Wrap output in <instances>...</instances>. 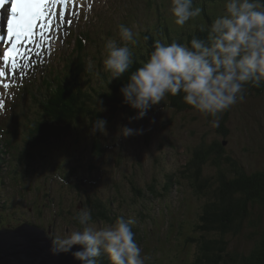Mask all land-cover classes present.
<instances>
[{
  "label": "rangeland",
  "instance_id": "obj_1",
  "mask_svg": "<svg viewBox=\"0 0 264 264\" xmlns=\"http://www.w3.org/2000/svg\"><path fill=\"white\" fill-rule=\"evenodd\" d=\"M130 12L142 18L141 21H136L137 23L155 22V16H150L142 0H133ZM121 18L124 22L130 21L123 12ZM169 21H172L171 28L175 29L177 34L184 33L202 22L200 18H194L183 27H178L173 23V19ZM120 24L118 22L113 24L114 34ZM128 27L133 31L138 30L136 25ZM28 103L29 106L24 109L16 122V134L11 144L4 148L0 145V162L3 164L0 170V176H2L0 178L2 181L0 222L5 220L35 222L34 219L39 218L42 221L39 225L45 224L52 228L56 225L58 236L67 235L81 227L75 219L73 221V218L85 207L87 208L86 201L94 202L99 199L107 208H114L117 217L121 215L126 218L133 217L136 220L134 225H137V219L142 220L140 217L136 218L139 211L147 213L142 220L146 225V217L156 215L157 209L155 207L154 211L148 210L151 197H140L135 188L146 189L150 186L147 184L155 182L156 185L164 179L165 181L172 179V186H167L168 190L162 191L158 203L168 201L176 209L180 203H175L173 199L180 198L182 193L190 202L181 215L187 225L185 235L197 236L199 231L195 226L200 220L198 217L203 214L205 206L211 199L215 200L213 193L218 182L213 180L219 174V168L209 161L203 165L201 173L202 179L205 180L203 181L204 192L198 191L197 186L196 188L193 186L195 182L189 176L193 168L187 169L186 165L193 151L200 148L202 141L207 144L204 148H208L214 141L224 144L220 164L227 181L234 176L233 171L232 173L227 171V167H231L232 162H237L246 174L264 171V90L259 94L246 95L243 101L227 110L226 121L222 120L226 111L219 116V127L223 123L228 129L227 135H223L219 127L211 126L212 117H206L197 111H176L167 104V99L154 105L144 118L133 120L131 123L127 118L135 115V109H123L117 112L112 121L109 120L106 125L107 134H102L100 138L101 144L106 146L103 151L105 158L113 156L112 164L119 165L111 168L101 165L87 145L83 147L82 142L85 138L87 139L86 136L76 135L70 131L64 137L62 135V137L50 139L46 149L43 145L45 155L37 159L38 165L41 164L42 167L29 172V166L25 163L19 164L18 155L14 157L11 149L12 144L18 140L19 132L24 131L23 126H26L29 121L30 126H33L32 123L37 118L35 108L33 112L31 110L34 100L31 99ZM104 112L101 111V114ZM121 125L143 129V132L139 135L124 137L119 134ZM88 134H90L89 131ZM21 146L23 149L24 144L17 145L14 150L17 152ZM204 148L201 147V149ZM205 151L201 150V152ZM210 151L214 152L212 149L208 150ZM216 156L215 153L210 154L214 160ZM227 157L230 158L226 159L228 162L225 160ZM9 163L14 166L9 167ZM57 175L64 176L66 183L57 181L55 179ZM133 179L134 182H132ZM213 183H216V186ZM251 212L252 220H245L238 231L228 232L224 236L227 254L222 255L224 259L220 264H230L225 261L228 253L248 255L254 247L256 238H259L258 230L264 227V210L256 208L254 213V206H252ZM177 218L162 221V226L172 224L177 227ZM94 222L101 226V220ZM105 224L107 223L104 222ZM178 227L181 228L179 225ZM52 233L54 234V230ZM211 234L214 235L217 232ZM182 243L184 246L179 248L185 258L190 261L195 257L197 248L187 241L182 240ZM179 248L177 247V251L181 255ZM172 261L173 258L170 259L169 255V264H174Z\"/></svg>",
  "mask_w": 264,
  "mask_h": 264
},
{
  "label": "clouds",
  "instance_id": "obj_2",
  "mask_svg": "<svg viewBox=\"0 0 264 264\" xmlns=\"http://www.w3.org/2000/svg\"><path fill=\"white\" fill-rule=\"evenodd\" d=\"M173 23L183 27L201 14L192 0H170ZM204 39L193 36L187 43L156 41L146 61L128 76L120 89L122 103L135 109L129 123L144 118L152 106L169 96L182 95L185 104L219 127V116L244 99L246 86L264 85V0H225L221 15L207 28ZM119 42L109 38L104 44L103 71L108 82L120 78L134 63L129 45L138 43L132 28L118 25ZM92 65H89L91 70ZM98 110L103 111L101 107ZM103 118L91 122L90 134L106 135ZM143 129L121 125L119 134L128 137ZM66 183L64 176L55 177ZM74 219L81 226L67 235L51 239L52 255L71 252L79 264H97L106 257L109 264H147L150 259L134 239L133 217H117L111 225L97 226L91 209L84 208ZM76 246L77 250L71 251Z\"/></svg>",
  "mask_w": 264,
  "mask_h": 264
},
{
  "label": "trees",
  "instance_id": "obj_3",
  "mask_svg": "<svg viewBox=\"0 0 264 264\" xmlns=\"http://www.w3.org/2000/svg\"><path fill=\"white\" fill-rule=\"evenodd\" d=\"M193 36L204 39L207 35L205 32L197 31L192 36H189L188 42ZM151 50H146L143 54L136 52L135 57L133 56V65L118 79H112L108 82L109 74L104 72L103 69L100 71L95 82L88 79L91 75L83 78L76 70L73 72L69 71L63 74L47 92H44L36 105V109L40 112L39 116H43L36 124V126L40 127L34 130L30 141L31 144L24 149V151H27L25 157L28 158V162L21 159L24 163H28L29 172L37 167H42L41 164L38 165L39 161L37 162V159L45 155L48 141L52 138L62 137V135L64 137L70 131L76 135L82 134L87 137L82 142L83 147L87 145L94 156L99 159L98 162L101 165L109 168L119 166L117 163L112 164L113 161L111 160L113 156L105 158L103 151L106 146L101 144L102 141L100 140L102 134L96 132L95 135H92L88 134V131L91 127V122L96 118L105 119L107 125L117 112L123 109H131L128 105L122 103V95L119 89L128 82L130 73L146 61ZM263 90L264 85L259 88L246 86L244 97L246 95L259 94ZM182 95L181 93L174 97L169 96L167 104L175 108L176 111H196L183 102ZM93 96L95 97L93 98ZM101 107L105 111L103 114L98 110ZM112 111H114L113 114ZM224 116L222 120L226 121L228 117L227 111ZM218 129H221L223 135L228 134V129L223 123ZM39 140L40 142H37ZM205 145H207L206 142L202 141L200 148L193 151V155L188 161L186 168H193L189 175L195 182L193 186L195 188L197 186L198 191L204 192L203 188L205 186L203 181L205 180L201 176L202 168L205 163L212 161L219 168V174L213 180L217 181L218 185L216 186V183H213L216 186V190L213 193L215 200L212 198L209 204L205 206L202 217L204 225L196 241L198 250L196 251L194 260L189 264L223 263L224 256L222 255L227 251V243L224 241L226 233L238 231L245 220L249 221L253 219L252 206H254V213L256 208L264 210V171L246 174L241 170L237 162H232L231 167H227V171L231 173L233 171L234 176L229 178L230 181H227L222 173V165L220 164L224 144L214 141L208 148H204ZM201 147L204 149H201ZM209 149L214 150V152H208ZM201 150L206 151L201 152ZM213 153L217 154L215 160L214 157H210V154ZM117 158H115L116 161ZM226 159L229 160L230 158L227 157ZM132 182H134V179ZM172 183V179L168 181L164 179L163 182L156 185L155 182L147 184L150 186H144L146 189L135 188V191L140 197H158L163 190H168V187H171ZM85 205L88 209H91L93 221L101 220L102 222L112 224L117 218L115 209L112 207L107 208L99 199L94 200V202L88 200ZM146 214L139 211L136 218H145ZM138 220L140 219H137V223ZM6 223L7 220L3 224ZM212 232H217V234L212 235ZM258 234L259 238H256L254 247L249 251L248 255L228 253L226 255L227 259H225L226 263L264 264V227L263 229L259 228ZM97 264H109V261L106 257L101 256L97 258Z\"/></svg>",
  "mask_w": 264,
  "mask_h": 264
},
{
  "label": "snow or ice",
  "instance_id": "obj_4",
  "mask_svg": "<svg viewBox=\"0 0 264 264\" xmlns=\"http://www.w3.org/2000/svg\"><path fill=\"white\" fill-rule=\"evenodd\" d=\"M68 2L69 0H0V8L10 5L6 20V43L10 46L0 57L6 67L15 69L18 66L17 57L21 54L19 45L34 41L37 35L47 38L54 19L65 24L71 23L65 8ZM58 5L62 10H57ZM5 75V68L0 67V77ZM4 87L7 88L8 85L5 83Z\"/></svg>",
  "mask_w": 264,
  "mask_h": 264
},
{
  "label": "water",
  "instance_id": "obj_5",
  "mask_svg": "<svg viewBox=\"0 0 264 264\" xmlns=\"http://www.w3.org/2000/svg\"><path fill=\"white\" fill-rule=\"evenodd\" d=\"M51 237L43 228L23 223L0 229V264H79L71 252L52 255ZM77 250L76 246L71 251Z\"/></svg>",
  "mask_w": 264,
  "mask_h": 264
},
{
  "label": "bare ground",
  "instance_id": "obj_6",
  "mask_svg": "<svg viewBox=\"0 0 264 264\" xmlns=\"http://www.w3.org/2000/svg\"><path fill=\"white\" fill-rule=\"evenodd\" d=\"M150 197H149L150 198L149 199V206L150 207H148L149 208L148 210H153L154 211V208L155 207H156V209H158L160 206H162L163 204H165L167 202V201L163 200V201H165L164 203H158L159 202V196L158 197H152V196H150ZM150 212H152V211H150ZM48 236L51 237V238H54L53 236H50V235H48Z\"/></svg>",
  "mask_w": 264,
  "mask_h": 264
}]
</instances>
